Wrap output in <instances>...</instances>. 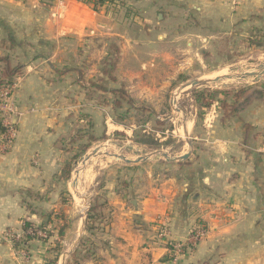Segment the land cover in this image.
Here are the masks:
<instances>
[{"label":"crops","instance_id":"1","mask_svg":"<svg viewBox=\"0 0 264 264\" xmlns=\"http://www.w3.org/2000/svg\"><path fill=\"white\" fill-rule=\"evenodd\" d=\"M112 1L121 12L143 13L148 31L88 0H0V56L23 66L13 93L17 135L7 151L0 145V264L46 262L52 239L34 240L25 257L5 233L20 229L26 217L42 222L26 202L41 212L62 206L68 181L58 174L68 153L59 139L84 121L82 107L95 132L107 124L124 127L113 120L109 104L85 98L79 72L90 50L84 46L118 35L129 53L145 44L157 47L156 57L168 58L184 40L216 56L226 40L232 52L245 46L261 52L249 39L264 34V0ZM161 33L167 48L158 50ZM96 69L89 70L91 77ZM247 86L233 113L224 114L217 102L207 111L187 160L146 169L126 188L113 181L102 186L99 213L108 223L86 264H264V76ZM57 225L48 227L56 233ZM201 225L206 236L197 244L184 242ZM166 255L173 258L163 261Z\"/></svg>","mask_w":264,"mask_h":264},{"label":"rangeland","instance_id":"2","mask_svg":"<svg viewBox=\"0 0 264 264\" xmlns=\"http://www.w3.org/2000/svg\"><path fill=\"white\" fill-rule=\"evenodd\" d=\"M88 1L96 3L97 0ZM105 4L109 6V12L113 14L114 17L118 15L116 18L119 19L126 14V18L132 21L130 23L131 27H133L134 24L137 25L139 29L142 28L144 32L148 31L149 27L144 21L145 16L143 13H140L138 10L130 11L127 7L121 12V8L117 10V2L112 0H109L108 3L104 2V5ZM119 5L120 7H123V4L120 3ZM142 23H144V27ZM126 28L128 29V25ZM117 31L120 34L125 33L124 31L118 30V28ZM154 34H156V32ZM160 35L161 38L159 39L160 45L158 50L167 48L166 38L163 37L162 33ZM105 37H98L99 40L96 41V43L82 48L83 51H86L88 48L90 50L89 53L87 52L85 54V59H81L84 60L82 63L83 69L79 72L80 77L83 79V89L86 100H94L96 104L107 106V104L98 101L97 95H95L93 99H87V93L93 91V82L102 84L106 87L108 84L110 85V83L115 82L117 88L124 87L128 95L133 99L134 105H132V107L145 106L146 108L153 110L154 114L152 115L151 120L145 125L147 133L155 135L156 139L160 142H165L167 139L170 142L158 147L138 144L134 141V130L139 127L134 124L132 125V121H128L129 125H123L124 127L120 126L122 129L119 131L114 130L115 127L113 125L108 126V124L103 132V126L98 132H95L93 129L94 133L99 137V140L95 141L86 153H89L95 148H99L98 146L109 144L112 153H120L133 159H138L141 156L157 150L167 151L172 156L185 154L189 150L185 128L182 126L184 121L183 117L185 115L182 111H176L174 109L176 106L171 104L172 98L180 85L196 78L205 79L214 74L239 73L248 70H256L264 66V44L259 46L261 52H251V49L246 46L244 47V50H241L240 48L233 49L235 57L232 60L227 61L224 58L225 56H221L219 53L217 54L218 56H216L207 53L206 51L208 50L203 52L200 50L202 49L201 47L191 48V46L187 44V40L181 41L177 45L179 49L176 51L174 50L173 53L169 52L167 54L168 58H166V56L156 57L158 55L156 54V46L145 47L144 44V49H141L140 51L130 49L129 53L127 50L129 43H124L120 36H113L109 39H106ZM154 38L155 40L157 39L156 36L152 39ZM105 40H108L107 44H105ZM199 50L202 52L198 54L197 51ZM124 51H127L126 54ZM91 67L97 68L96 71H94L96 72L95 74L92 72V77L89 75V73H91L89 72ZM255 78L257 77L228 79L216 83H207L201 86H189L178 94L177 104L185 110L189 119L192 121L189 132L193 143L197 140V133L203 129L202 124L196 126L198 110L193 94L194 90L211 87L212 89L229 90L233 92L242 87L247 88V85ZM146 87L150 89H147ZM145 88L147 89L146 91H144ZM139 94L142 96H138ZM109 97H112V95H109ZM231 102H233V100H231L230 103ZM108 104L110 105L109 112L112 114L113 111L114 121L120 113L124 112L125 108L129 107V104L124 102V109L115 111L109 102ZM94 107L96 106L94 105ZM86 111L87 107L85 106L82 107L80 113H86ZM131 112L133 113L134 110L131 109ZM156 119L163 121L164 124H158ZM90 120L91 115L89 114L87 118H84L82 123H79L80 127L83 129H90ZM171 124L173 125V130L170 128ZM181 130L183 131L182 133ZM106 131L107 136L103 139L101 136L103 133H106ZM117 132H123L124 134H117ZM66 152L68 155L64 164L71 160L73 163V171L70 179L66 180L68 182L65 184L62 192L60 199L62 206L58 205L52 209V215L54 218L53 223L56 222L58 224V232H52L51 235L47 234L46 236L38 237V240L42 243L52 239V246L47 250V259L44 264H61L63 254L73 248L79 237V227L83 225L82 215L86 210L85 206L87 208L86 201L80 197L79 199L72 188L75 171L81 165V161L86 153L77 157L75 155L77 152L76 144L73 147L70 146ZM164 163L168 164L169 161L165 158L151 157L140 163H126L123 160H116L108 156H96L88 162L87 167L83 170L80 176V193L81 195H86L88 197L91 206L93 203L96 204L97 209L94 211L92 218L88 222V229L87 218L85 220L84 231L81 238V241L84 238V246L82 248L89 249V251L96 249L99 244V234L108 223L106 220L107 218L99 213V209L103 203L102 194L104 193V189L102 186L106 184L107 181H113L126 188L129 185V180L131 181L134 177L139 178L137 177V174L140 175V173L145 172L146 169H154L153 167L157 164L165 166ZM58 178H60L59 174ZM61 179L65 181L64 178ZM59 251L60 254L58 256ZM71 255L67 256L66 264L71 259ZM24 256L27 257L25 253ZM88 261L80 260L78 264H86Z\"/></svg>","mask_w":264,"mask_h":264},{"label":"trees","instance_id":"3","mask_svg":"<svg viewBox=\"0 0 264 264\" xmlns=\"http://www.w3.org/2000/svg\"><path fill=\"white\" fill-rule=\"evenodd\" d=\"M104 2H106V0H97L95 4L102 5L104 4ZM249 40L251 41L252 45H255L256 47L262 46L264 44V34L262 33L259 36L253 34ZM218 50L219 54H221V56H225L224 58L227 61H230L235 57V53L232 52V50L229 48L227 40ZM22 69V65L12 66L7 56H0V90L12 84L16 80V78L22 74ZM92 86L94 87V89L93 91H89L87 93V99H93L94 96L97 95L99 102L105 104H108L109 102L115 111L123 110L124 102H127L129 104V107L125 108L124 112L120 113L119 116L116 117L115 121L125 126L129 125L128 121H132V125L134 124L139 127L134 130V141L136 143L158 147L170 142L168 141V139L165 142H160L158 139H156L155 135L147 133L145 125L151 120L154 112L153 110L148 109L145 106L132 107V105H134L133 99L128 95L124 87L108 88L102 84L94 82L92 83ZM244 91L245 88L243 87L233 92L229 90L212 89L211 87L195 89L193 94L198 110L196 126H198L199 124H203L204 116L207 110H209L216 102L219 103V106L221 107L224 114L233 113L236 108V104ZM109 95H112V97H109ZM231 100H233V102L230 103ZM131 109L134 110L133 113L131 112ZM88 116V114L82 113L80 115V118H87ZM4 120L5 117L0 116V145H5L8 140L7 133L9 126L4 123ZM156 121L158 124H164L163 121H160L159 119H156ZM15 127L17 128L16 123ZM89 128L90 129H83L82 127H80L79 121L77 120L73 126L72 132L69 133L68 136L59 139V148L63 152H66L68 151L70 146L73 147L76 144L77 152L75 153V155L77 157L84 155L86 151L92 146V144L95 141L99 140V137L93 131L92 123H90ZM170 128L173 130L172 124L170 125ZM121 133L123 132H117V134ZM106 136V133H103L101 137L104 139L106 138ZM7 148L9 147H6V151L8 150ZM72 171L73 163L70 160L64 164L59 176L60 178L69 180ZM96 207L97 205L93 203L88 212L87 229L89 228L88 222L92 218L94 211L97 209ZM26 208L29 214H37L41 216L43 218L42 222L37 223L34 220L29 219L28 217L23 218L20 229L10 228L6 231L5 235L11 239L13 248L18 253H25V255L28 257L31 243L34 240L38 239V237L40 236V231H45L46 235L52 234L53 230L48 228V225L53 222V211L41 212V210H39L37 207H34L29 202H26ZM83 246L84 238L80 242L74 253L71 255V259L67 262V264H78L80 260L88 261L92 259V257L96 253V249L89 251V249L82 248ZM59 254L60 251L58 253V256ZM171 257L173 258V256L166 255L165 257H163V261H166Z\"/></svg>","mask_w":264,"mask_h":264},{"label":"water","instance_id":"4","mask_svg":"<svg viewBox=\"0 0 264 264\" xmlns=\"http://www.w3.org/2000/svg\"><path fill=\"white\" fill-rule=\"evenodd\" d=\"M263 76H264V66H262L256 70H248V71L239 72V73H228V74L220 75V76H217L214 78H205V79L204 78H196V79L187 81L184 84L180 85L178 92L181 93L184 89H186L189 86H201V85H205L207 83H214V82L216 83V82H220V81H224V80H228V79H245L247 77L261 78ZM174 101H175V98L173 97L172 101H171V104L173 106H174ZM174 109L176 111H182L183 114L185 115L184 121H183V126L185 128V135L187 137V143L189 145V150L187 153L182 154V155H178V156H172L167 151L157 150V151H154L150 154H146L144 156H141L138 159L129 158L125 155L118 154V153L107 152L106 154L113 157V159L123 160L126 163H140V162L145 161L151 157L165 158L169 162H183V161L187 160L192 155V153L194 151V143H193L191 134H190L189 129H188L189 117H188L187 113L185 112V110L180 105L177 104V106L174 107ZM99 155H102V154H100V152L97 148L93 149L89 153L85 154V156L83 157V159L81 161V165H80L81 167H79L75 171V178H74V186L75 187H79L81 173L87 167L88 162L93 157H96ZM82 198L85 199L86 204H87V208L82 215L83 225L79 227V237H78L77 241L75 242V245L73 246V248L70 251H67L63 254L62 259H61V264H66L67 256L71 255L75 251L76 247L79 245L81 238H82V234L84 231V223H85V220L87 218L88 212L91 208V203L89 202L88 197L86 195H84Z\"/></svg>","mask_w":264,"mask_h":264},{"label":"built area","instance_id":"5","mask_svg":"<svg viewBox=\"0 0 264 264\" xmlns=\"http://www.w3.org/2000/svg\"><path fill=\"white\" fill-rule=\"evenodd\" d=\"M236 1V0H232ZM18 81L17 79L7 87H4L0 90V116H4V123L9 126L7 133V143L4 145L6 147H11L15 137L17 135V128L15 127V117H17V109L16 104L13 99V93L17 87ZM207 233V228L205 225L199 226L196 230L190 232L184 242L197 244L200 240H202ZM40 236H46L45 231L39 232ZM184 246V243L180 242L176 244V250L180 252Z\"/></svg>","mask_w":264,"mask_h":264},{"label":"bare ground","instance_id":"6","mask_svg":"<svg viewBox=\"0 0 264 264\" xmlns=\"http://www.w3.org/2000/svg\"><path fill=\"white\" fill-rule=\"evenodd\" d=\"M225 74H228V73H225ZM220 75H224V73H220V74H214L213 76H208V78H214V77H217V76H220ZM178 90L176 91V93H175V95H174V98H175V101H174V105L175 106H177V102H178V100H177V98H178ZM181 112V111H180ZM183 115V114H182ZM181 115V116H182ZM184 118V117H183ZM183 120V119H182ZM191 120L189 119V122H188V129H189V131H190V127H191ZM183 126V125H182ZM183 131L181 130V133H182ZM184 136V135H183ZM99 148H97L98 150H99V152H100V154H102V155H99V156H108V157H111L110 155H108V154H106L107 152H109V153H112L111 152V150H110V145L109 144H104V145H101V146H98ZM96 149V148H95ZM118 154H120V153H118ZM111 158H113V157H111ZM79 167H81V166H79ZM72 188L74 189V193H75V195L79 198H82L84 195H81V190H80V187H75L74 186V180L72 181ZM79 198V199H80ZM83 199V198H82ZM83 200H85V199H83ZM79 201V200H78ZM80 204V203H79ZM81 205V204H80ZM83 206H84V204H83ZM84 208V207H83ZM85 209H86V206H85ZM84 209V210H85Z\"/></svg>","mask_w":264,"mask_h":264}]
</instances>
